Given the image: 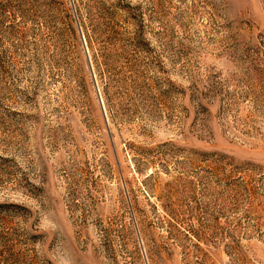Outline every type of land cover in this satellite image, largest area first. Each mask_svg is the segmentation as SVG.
<instances>
[{"label":"rangeland","instance_id":"374dc122","mask_svg":"<svg viewBox=\"0 0 264 264\" xmlns=\"http://www.w3.org/2000/svg\"><path fill=\"white\" fill-rule=\"evenodd\" d=\"M0 264H264V0H0Z\"/></svg>","mask_w":264,"mask_h":264}]
</instances>
